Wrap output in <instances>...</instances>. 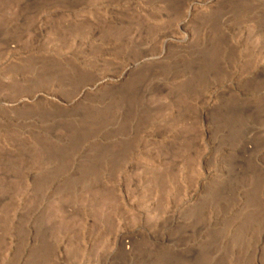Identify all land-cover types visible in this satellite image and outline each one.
Wrapping results in <instances>:
<instances>
[{"label": "rangeland", "instance_id": "rangeland-1", "mask_svg": "<svg viewBox=\"0 0 264 264\" xmlns=\"http://www.w3.org/2000/svg\"><path fill=\"white\" fill-rule=\"evenodd\" d=\"M0 264H264V0H0Z\"/></svg>", "mask_w": 264, "mask_h": 264}]
</instances>
